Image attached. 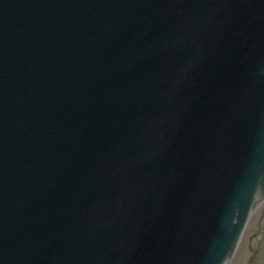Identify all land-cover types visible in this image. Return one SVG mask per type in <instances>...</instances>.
Here are the masks:
<instances>
[{
    "label": "water",
    "instance_id": "1",
    "mask_svg": "<svg viewBox=\"0 0 264 264\" xmlns=\"http://www.w3.org/2000/svg\"><path fill=\"white\" fill-rule=\"evenodd\" d=\"M264 204V0H0V264H229Z\"/></svg>",
    "mask_w": 264,
    "mask_h": 264
},
{
    "label": "rangeland",
    "instance_id": "2",
    "mask_svg": "<svg viewBox=\"0 0 264 264\" xmlns=\"http://www.w3.org/2000/svg\"><path fill=\"white\" fill-rule=\"evenodd\" d=\"M229 264H264V204L251 216L243 239Z\"/></svg>",
    "mask_w": 264,
    "mask_h": 264
}]
</instances>
